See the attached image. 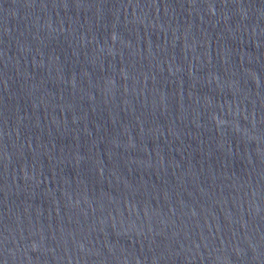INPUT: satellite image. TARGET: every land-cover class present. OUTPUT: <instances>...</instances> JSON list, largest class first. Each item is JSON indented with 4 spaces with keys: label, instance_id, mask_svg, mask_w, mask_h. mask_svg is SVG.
<instances>
[{
    "label": "water",
    "instance_id": "water-1",
    "mask_svg": "<svg viewBox=\"0 0 264 264\" xmlns=\"http://www.w3.org/2000/svg\"><path fill=\"white\" fill-rule=\"evenodd\" d=\"M0 264H264V0H0Z\"/></svg>",
    "mask_w": 264,
    "mask_h": 264
}]
</instances>
